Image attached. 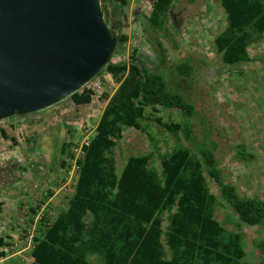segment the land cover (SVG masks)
<instances>
[{"label":"trees","instance_id":"obj_1","mask_svg":"<svg viewBox=\"0 0 264 264\" xmlns=\"http://www.w3.org/2000/svg\"><path fill=\"white\" fill-rule=\"evenodd\" d=\"M173 0H152L148 14L136 13L155 62L149 67L137 57L127 63L112 62L101 68L117 80L89 138L75 159L73 191L38 236H32L31 261L23 264H263L243 260L242 233L226 230L214 217L216 198L206 178L217 187L220 198L241 224L264 231V200L239 194L225 182L214 156L216 143L195 142L191 119L196 110L177 90L180 81L192 76L189 57L170 62L159 31ZM225 25L213 45L225 65L251 60L247 46L264 34V0H218ZM126 0H99L103 16L111 19L110 33L116 44L118 12ZM117 10V11H114ZM91 90L80 87L69 95L75 104L90 101ZM159 109H177L179 122L163 121ZM146 110L149 118L146 116ZM150 119L172 134L180 132L194 153L181 146L158 156L159 174L149 167L150 153L126 156L119 173L110 155L123 128L143 129ZM3 135L4 130L0 128ZM247 160L243 143L234 146ZM167 212L161 228V214ZM0 245H2L0 239ZM264 250V242H256ZM3 255V252H0Z\"/></svg>","mask_w":264,"mask_h":264},{"label":"rangeland","instance_id":"obj_2","mask_svg":"<svg viewBox=\"0 0 264 264\" xmlns=\"http://www.w3.org/2000/svg\"><path fill=\"white\" fill-rule=\"evenodd\" d=\"M151 2L126 0L119 9L117 34L125 38L115 45L112 62L127 63L132 57L140 58L147 67L155 62L135 19L137 12L149 13ZM166 16L159 35L169 61L189 57L195 67L189 80L177 86L196 110L191 119L194 141H214L223 180L233 184L239 194L264 200V34L247 46L250 61L225 65L213 45L214 36L225 25L218 0H173ZM103 20L113 31L111 19L106 15ZM81 87L92 92L88 103L75 104L68 96L42 110L0 119L4 130L0 133V196L10 202L4 204L6 211L0 215V234L5 239L0 252L7 255L21 250L14 256L17 264L27 263L30 238L38 236L44 225L65 209L75 183L80 145L91 135L117 80L101 70ZM156 114L163 121L181 120L177 109H159ZM146 116H150L147 110ZM142 125L141 130L122 129L110 152L115 167L130 154L150 153L149 167L159 174V155L175 146L194 153L193 145L180 132L172 134L150 119ZM239 142L252 154L250 159L237 155L234 146ZM205 178L216 198L214 217L224 229L242 233L243 260L264 264V250L256 246V242H264V231L241 224L220 198L216 185ZM166 215L161 214L162 229ZM88 260L100 264L97 257ZM5 262L3 259L0 264Z\"/></svg>","mask_w":264,"mask_h":264},{"label":"water","instance_id":"obj_3","mask_svg":"<svg viewBox=\"0 0 264 264\" xmlns=\"http://www.w3.org/2000/svg\"><path fill=\"white\" fill-rule=\"evenodd\" d=\"M115 45L99 0H0V119L68 97Z\"/></svg>","mask_w":264,"mask_h":264},{"label":"crops","instance_id":"obj_4","mask_svg":"<svg viewBox=\"0 0 264 264\" xmlns=\"http://www.w3.org/2000/svg\"><path fill=\"white\" fill-rule=\"evenodd\" d=\"M124 163V162H123ZM123 165V164H122ZM122 165L119 167V168H117L116 167V173H119L120 172V170H121V167H122ZM7 203V205L10 203V202H8V201H6V198H4V196L2 195V196H0V215L3 213V212H5L6 211V207L4 206V204H6ZM11 208L14 210V206L12 205L11 206ZM15 211V210H14ZM11 226L12 227H15L14 226V224H11ZM3 226H1L0 228H2ZM10 227V226H9ZM9 233L7 232V235H8ZM0 239H1V241L2 242H4L5 241V239H4V237L0 234ZM32 238H30V240H31ZM31 245H32V243L30 244V243H27V263L28 262H30L31 261V257H30V249H31ZM19 251H21V250H18V251H14V252H9L7 255H4V253H3V255H0V261L1 260H3V259H5V263H7V264H17L18 262L15 260V258H14V256H15V254L17 253V252H19ZM25 254H26V252H25Z\"/></svg>","mask_w":264,"mask_h":264}]
</instances>
